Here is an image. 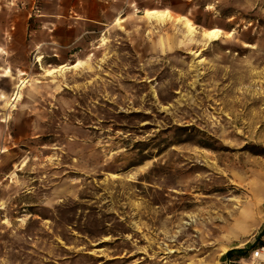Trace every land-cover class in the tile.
Instances as JSON below:
<instances>
[{
	"label": "rangeland",
	"instance_id": "obj_1",
	"mask_svg": "<svg viewBox=\"0 0 264 264\" xmlns=\"http://www.w3.org/2000/svg\"><path fill=\"white\" fill-rule=\"evenodd\" d=\"M263 222L264 0H0V264H223Z\"/></svg>",
	"mask_w": 264,
	"mask_h": 264
},
{
	"label": "bare ground",
	"instance_id": "obj_2",
	"mask_svg": "<svg viewBox=\"0 0 264 264\" xmlns=\"http://www.w3.org/2000/svg\"><path fill=\"white\" fill-rule=\"evenodd\" d=\"M146 15L149 16V17L158 19V20L159 19H168V18H170V16L168 15L167 12H163L162 13V12H157V11H147L146 12ZM185 25L187 27V32H188L189 36H192L193 34L196 33L197 28H196V26H195V24L193 22H191L190 20H186ZM220 34H221V30H219V29H211V30H209L207 32H203L202 33V35L207 40H212V41L218 40L220 38V36H221ZM76 66L77 65H75L73 67H76ZM53 73L54 72H52V71H48V75H52ZM25 83H26V81L25 80H22L16 86V88L18 90L15 92V95L13 97V100H16L17 98H19V96H20V90H22L21 88L24 86ZM227 239H229V238L227 237Z\"/></svg>",
	"mask_w": 264,
	"mask_h": 264
},
{
	"label": "built area",
	"instance_id": "obj_3",
	"mask_svg": "<svg viewBox=\"0 0 264 264\" xmlns=\"http://www.w3.org/2000/svg\"><path fill=\"white\" fill-rule=\"evenodd\" d=\"M262 231L264 233V225ZM238 264H264V237L262 242L255 246Z\"/></svg>",
	"mask_w": 264,
	"mask_h": 264
},
{
	"label": "crops",
	"instance_id": "obj_4",
	"mask_svg": "<svg viewBox=\"0 0 264 264\" xmlns=\"http://www.w3.org/2000/svg\"><path fill=\"white\" fill-rule=\"evenodd\" d=\"M97 1H99V2H102V3H104V4H107V0H97ZM117 18V17H116ZM115 18V19H116ZM90 22H92V23H94V24H101V25H105L104 23H101V22H98L97 20H93V21H90ZM94 26V25H93ZM106 26V25H105ZM263 225H264V222H263V224H262V229H263ZM262 229H261V231H262ZM263 232V231H262ZM263 237H264V235H263ZM263 239V238H262ZM243 246V245H242ZM242 249H238L237 247L236 248H231V250L228 252V254L229 253H231L232 251H233V254L231 255V257H228V254H227V256L225 257V261L223 262V264H238L239 263V261L242 259V258H244L247 254H249V253H247L246 255H242V254H240L238 251H241Z\"/></svg>",
	"mask_w": 264,
	"mask_h": 264
},
{
	"label": "trees",
	"instance_id": "obj_5",
	"mask_svg": "<svg viewBox=\"0 0 264 264\" xmlns=\"http://www.w3.org/2000/svg\"><path fill=\"white\" fill-rule=\"evenodd\" d=\"M255 246V244H254ZM240 254L242 255H246L247 253H245V251L241 250V251H238ZM233 254V251L231 253L228 254V257H231V255Z\"/></svg>",
	"mask_w": 264,
	"mask_h": 264
}]
</instances>
